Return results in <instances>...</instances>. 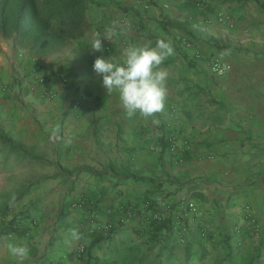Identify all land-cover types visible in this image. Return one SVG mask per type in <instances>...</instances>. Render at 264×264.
Here are the masks:
<instances>
[{
	"label": "crops",
	"instance_id": "crops-1",
	"mask_svg": "<svg viewBox=\"0 0 264 264\" xmlns=\"http://www.w3.org/2000/svg\"><path fill=\"white\" fill-rule=\"evenodd\" d=\"M87 14L86 36L47 57L0 39V228L19 223L0 236V264H15L9 242L28 245L24 264H190L212 242L246 263L264 259V0H102ZM114 21L112 41L102 39L103 52H94L95 34L103 38ZM159 38L174 47L162 65L170 73L165 108L128 118L94 60L121 63L125 47ZM224 50L232 71L218 78L211 61ZM41 74L50 81L39 86ZM57 75L89 94L77 108L93 106L67 110L64 125L73 88ZM66 133L77 138L62 139ZM157 165L162 173L153 174ZM76 168L80 174H70ZM82 197L89 201L77 203ZM190 201L203 218L188 211ZM155 211L174 231L161 243L152 241ZM207 231L214 241L200 239ZM93 234L105 240L86 263L78 250Z\"/></svg>",
	"mask_w": 264,
	"mask_h": 264
},
{
	"label": "trees",
	"instance_id": "trees-1",
	"mask_svg": "<svg viewBox=\"0 0 264 264\" xmlns=\"http://www.w3.org/2000/svg\"><path fill=\"white\" fill-rule=\"evenodd\" d=\"M94 4V0H0V39L11 40L36 57L53 55L86 36L90 30L87 12ZM10 207V204L6 206L4 212ZM150 225L153 242L161 243L164 236L172 237L169 220H152ZM18 227L17 219H13L0 228V236L11 234ZM104 240L99 234L91 236L84 253L86 263L92 250ZM227 259L230 264H238L230 257ZM246 264H264V259L256 255Z\"/></svg>",
	"mask_w": 264,
	"mask_h": 264
},
{
	"label": "clouds",
	"instance_id": "clouds-1",
	"mask_svg": "<svg viewBox=\"0 0 264 264\" xmlns=\"http://www.w3.org/2000/svg\"><path fill=\"white\" fill-rule=\"evenodd\" d=\"M118 27V23L114 21L105 30L103 38L96 33L91 49L94 52H103L102 39L112 41ZM173 55L172 42L159 38L154 46L151 41H145L125 47L121 52V63L114 62L111 57L106 59L100 56L94 60L92 67L94 73L102 77V86L108 94L113 90L119 93L121 107L128 118L139 114L140 117L148 119L165 108L170 73L162 65ZM226 55L228 50L222 51L219 59L223 60ZM5 247L15 264H24L29 259L30 249L27 244L9 242Z\"/></svg>",
	"mask_w": 264,
	"mask_h": 264
},
{
	"label": "rangeland",
	"instance_id": "rangeland-1",
	"mask_svg": "<svg viewBox=\"0 0 264 264\" xmlns=\"http://www.w3.org/2000/svg\"><path fill=\"white\" fill-rule=\"evenodd\" d=\"M95 1V4H99L102 0H94ZM93 6V5H92ZM91 8V6H90ZM89 8V9H90ZM89 15H91V12L89 11ZM77 43H71L69 46H67V48L65 50H69L71 47H74ZM9 86H7L8 88ZM69 87V86H68ZM70 88V87H69ZM73 88V97L72 98L70 95H69V99H68V104L67 105H63L62 107V116H61V120L63 122V125L65 124V121H66V117L68 116V114L66 113L67 110H70V111H75L76 109H81L86 107L88 110H90L91 108H93L92 104L91 103H87V104H81L80 106H78L77 108V103L79 101L80 98L84 99L83 101H86L89 97V94L86 93L85 90L81 89L79 86L75 85L72 87ZM71 89V88H70ZM66 91H69V90H66ZM74 122H75V126L77 127L78 126V116H74L73 118ZM61 138L62 139H67V140H73L74 138L76 139L77 138V135H74L72 133H66L65 136H63V134L61 135ZM78 153V152H77ZM57 154V153H56ZM92 156L94 155V150L91 151L90 153ZM85 155V153H84ZM153 174H155L156 172L158 174L162 173V171L160 170V166L157 165V166H154L153 167ZM81 170L80 168H76L75 170L71 171L70 174L72 175H78L80 174ZM155 177H157V179L159 180V177L158 175H156ZM171 182V180H170ZM173 182V181H172ZM82 184L84 185H94L93 183L90 182V180H87L85 181V179H83V181H81ZM75 184L78 185V180L77 181H74L72 182V186H75ZM89 200H86L84 197L82 198H79L77 200V203H82V202H87ZM153 203V204H151ZM156 201H153L151 198L149 199V204H150V208H152L153 210L155 209L154 207H156ZM151 209V210H152ZM201 230V228H199ZM179 231V234H178V237H179V240L181 237V233H183V231L180 229L178 230ZM174 232V231H173ZM199 236L200 239H205V241L207 242H212L214 241V235H212V232L210 231H207V234L205 236H203V233L199 232ZM221 238H225L224 236H222L221 234L219 235ZM255 237V236H254ZM250 240H252L251 236H249ZM215 241H218V239H216ZM180 242V241H179ZM181 243V242H180ZM214 247L211 248L210 250H208V248H205L207 249L208 251L207 252H204L202 254H198L196 256H190L189 258V263L190 264H230V261L229 259H227L228 257H230L231 261L232 262H236L238 264H246V260H240V259H237V256L235 255H232V253H228L227 250H225L224 248H220V245H216V243L218 242H212ZM183 246L187 244V242L185 241L184 243H181ZM251 244L253 245V242H251ZM216 245V246H215ZM258 251H260V247L258 246ZM227 260V261H226Z\"/></svg>",
	"mask_w": 264,
	"mask_h": 264
},
{
	"label": "built area",
	"instance_id": "built-area-1",
	"mask_svg": "<svg viewBox=\"0 0 264 264\" xmlns=\"http://www.w3.org/2000/svg\"><path fill=\"white\" fill-rule=\"evenodd\" d=\"M219 65V66H218ZM227 65V67H225ZM211 73L218 78H223L227 76L231 71H232V66L230 64L224 63L219 59H213L211 61ZM58 76V75H57ZM25 76H23V73L17 72V76H15L16 81L23 82ZM59 79L62 81V83L65 86L73 87L69 80L65 76H58ZM50 81L49 77L46 74H41L37 77V84L40 85H45ZM24 84V82H23ZM79 105V102L77 103ZM188 211L195 217V218H203L204 217V212L199 208V206L194 202L190 201L187 205ZM248 223L249 226L251 227L252 234L257 237L259 233V225L256 219L251 216V214H248ZM164 219H166L165 215L160 213L159 211H155L152 216V220L161 222ZM180 242L184 243L185 240L183 238H180ZM86 251V246L82 245L80 246L78 250L79 255H83Z\"/></svg>",
	"mask_w": 264,
	"mask_h": 264
}]
</instances>
